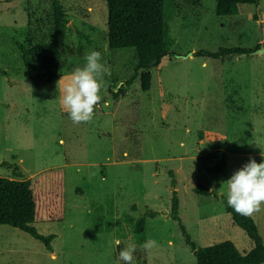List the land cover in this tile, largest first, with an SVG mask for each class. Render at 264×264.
Here are the masks:
<instances>
[{"label":"rangeland","instance_id":"rangeland-1","mask_svg":"<svg viewBox=\"0 0 264 264\" xmlns=\"http://www.w3.org/2000/svg\"><path fill=\"white\" fill-rule=\"evenodd\" d=\"M60 2L67 18L61 64L53 82L40 84L28 77L16 42L30 47L48 40L51 2L0 0V175L27 178L53 166H64L67 175L63 220L34 224L39 233L55 235L52 251L0 225V264H123L119 250L131 243L135 264H196L169 216L170 170L179 215L196 246L231 240L247 252L252 242L225 212L222 197L235 170L264 159V49L222 59L194 52L264 47V0L240 4L237 14L226 16L215 14V0H166L174 55L145 69L148 90L139 76L126 83L135 48L108 47L106 0ZM90 50L101 52L109 72L93 119L74 123L61 104L63 84ZM189 51V57L177 56ZM214 149L226 152L227 165L217 176L205 170ZM7 163H16L20 174ZM198 183L217 196L195 194ZM147 209L158 214L147 218L140 238L131 218ZM249 216L264 243V203ZM149 238L157 246L145 249Z\"/></svg>","mask_w":264,"mask_h":264},{"label":"trees","instance_id":"trees-1","mask_svg":"<svg viewBox=\"0 0 264 264\" xmlns=\"http://www.w3.org/2000/svg\"><path fill=\"white\" fill-rule=\"evenodd\" d=\"M166 0H106L107 7V43L108 47H133L136 50L137 62L134 72L126 81L130 84L137 76L140 79L142 90L150 88V74L145 71L150 61L174 55L170 49L172 44L165 21ZM198 4L199 0H185ZM51 2V30L47 41L25 47L16 42L21 52V60L28 77L34 82L48 84L55 80L56 73L61 64L60 47L65 41V28L67 24L66 12L60 0ZM240 4H254L259 0H215V14L226 16L237 14ZM79 37L91 42L85 34L78 33ZM260 44L253 48L219 47L215 51L200 49L194 52L196 56L222 59L225 56L249 54L256 50ZM141 70V71H140ZM139 71V73H138ZM116 105V101H114ZM212 160L205 170L217 176L227 165L226 152L214 149L207 153ZM6 165L5 162H2ZM13 173L17 172L16 163H7ZM170 186L169 216L178 226L185 244L192 251L196 264H260L264 262V243L258 227L249 215H241L227 205V199L222 197L225 212L230 215L234 224L240 227L252 242V247L245 253L241 252L231 240H222L214 244L198 247L191 238L179 215V199L174 189L176 181L174 172H168ZM67 175L64 166H53L42 169L27 178H10L0 175V225L18 228L33 238L42 242L44 248L52 251L51 241L53 233L41 234L34 226L37 222L61 221L66 212ZM195 194L204 196H217L215 189L196 184L193 187ZM158 214L153 209H147L138 217L132 219V231L140 238L144 235L147 218Z\"/></svg>","mask_w":264,"mask_h":264},{"label":"clouds","instance_id":"clouds-1","mask_svg":"<svg viewBox=\"0 0 264 264\" xmlns=\"http://www.w3.org/2000/svg\"><path fill=\"white\" fill-rule=\"evenodd\" d=\"M84 64L75 68L63 84L61 104L74 123L93 119L94 107L102 99L103 76L109 72L101 52L90 50L84 56ZM227 182V205L241 215H251L264 203V159L257 163L249 159L235 170ZM120 245V240H114ZM171 245V241L168 242ZM157 246L155 239H147L142 247ZM136 244L131 243L119 250L118 260L123 264H135ZM53 259L55 257L53 256Z\"/></svg>","mask_w":264,"mask_h":264},{"label":"water","instance_id":"water-1","mask_svg":"<svg viewBox=\"0 0 264 264\" xmlns=\"http://www.w3.org/2000/svg\"><path fill=\"white\" fill-rule=\"evenodd\" d=\"M264 49V47H261L260 48V46L256 49V50H254L252 53H261L262 51H261V49ZM264 51V50H263ZM192 51H189L188 53H186V54H184V55H177L178 57H182V58H186V57H189V56H191L192 55ZM241 55H246V54H241ZM157 61H158V58H154L152 61H150V63H149V66H153V65H155L156 63H157Z\"/></svg>","mask_w":264,"mask_h":264}]
</instances>
